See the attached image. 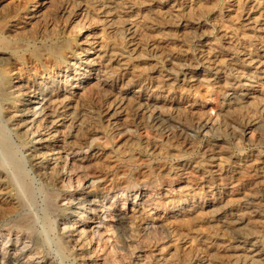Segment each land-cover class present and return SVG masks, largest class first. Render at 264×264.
I'll return each mask as SVG.
<instances>
[{
    "label": "bare ground",
    "instance_id": "6f19581e",
    "mask_svg": "<svg viewBox=\"0 0 264 264\" xmlns=\"http://www.w3.org/2000/svg\"><path fill=\"white\" fill-rule=\"evenodd\" d=\"M3 1H0V26L4 22L8 25H4L7 26L4 29L0 27V117L5 126L12 127L11 132L22 143V148L30 152L26 160L39 187L30 180V172L25 171L23 159H18L12 138L5 135L0 125V226L6 222L9 224L0 231V234L8 233L2 253L0 251V264H52L44 245L49 241L48 236H44L46 241L43 243L33 223L36 216L34 218L29 211L37 199L41 212L44 211L43 219L58 231L56 250L76 264L78 260L84 264H136L134 260L138 261L137 264H178L176 257L178 263L173 258H161V254L154 255L144 250L155 239L161 247L159 251L164 253V243L169 245L167 239H171L173 228L169 232L165 221L146 218L138 221L140 206L149 205L152 201L150 195H144L154 183L149 173L143 170L134 187L131 183L126 185L127 182L125 185L114 182L109 174L114 168H124L131 160L127 154L138 142L132 134H139L137 131L141 129L167 134L172 147L177 141L190 148L193 135L189 131L192 129L182 119V102L171 92L168 95L160 92L164 87L169 90L181 87L179 76H184L182 82H203L210 88L221 84L225 88L219 121L207 117L199 122L203 133L229 135L236 143L250 142L252 135L257 134V143L264 144V0H246L249 1L248 10L239 26L249 33L242 34L244 42L241 43L242 38H237L236 30L230 27L219 35L233 56L230 55L232 58L229 57L226 65L220 66L217 65L221 56L218 38L209 39L207 32L218 31L220 25L215 20H221L222 11L208 22L205 19L209 11L205 6L206 0H74L71 5L79 6L80 12L75 14L70 10L67 15L70 20L75 15L85 20L95 15L102 23L100 32H93L85 24H79L82 19L71 21L80 38L75 42L83 45L77 53L70 43L73 40L62 39L63 36L53 30L54 26L50 27L51 32L43 29L50 20L47 9L53 2L37 0L15 23L10 24L8 20L12 16L5 14L8 8ZM226 1L228 8L238 2ZM228 8L226 12L230 11ZM150 33L155 34H152L156 39L155 42L151 40L153 43H148ZM197 42L195 56L191 54L188 57L182 50L185 55L172 57L170 65L178 66V70L172 69L173 66L164 69L160 65L158 59L166 55L161 49L166 48L167 43L174 46L176 43ZM31 46L42 48L39 51L34 49L37 52L33 53V58H26L25 53ZM241 58L249 64L242 65ZM252 63L257 67L250 68ZM17 65L22 68L18 72L13 71ZM33 69L38 71L34 73ZM117 138L124 141L119 139L121 145H113L115 148L107 152L103 141L108 143ZM150 141L141 145L151 151L160 150L162 145L159 142ZM139 151L136 152L139 154ZM176 151L179 153L172 148L169 154H176ZM234 153L229 151L226 143H214L203 160L186 158L173 168L165 165L156 174L163 179L199 174L209 183L218 179L253 181L245 187L248 194L241 197H238L241 192L233 186L224 191L223 200L217 196L204 206L195 204L198 212L204 207L209 209L211 221L208 220L207 224L220 231L219 237L224 243L218 245L220 248L215 249V253L207 252L210 253L208 256H197L194 262L192 259L186 264H264V158L256 154L236 157ZM254 186L261 188L255 192ZM130 187L133 189L128 190ZM75 202L77 206L72 207ZM15 229L25 231L28 241L25 245L21 239L13 238L14 244L7 248ZM164 240L166 242H162ZM20 244L24 246L20 248Z\"/></svg>",
    "mask_w": 264,
    "mask_h": 264
},
{
    "label": "rangeland",
    "instance_id": "374dc122",
    "mask_svg": "<svg viewBox=\"0 0 264 264\" xmlns=\"http://www.w3.org/2000/svg\"><path fill=\"white\" fill-rule=\"evenodd\" d=\"M2 1V0H0ZM6 1V2H5ZM37 0H4V6L5 8H8L6 9L5 11L9 12V13H5L7 16H12V19L8 20V22L10 24H13L15 23V21L19 18V16H21L24 12H25V9L28 8V7H31L33 6L34 4H36ZM45 0H40L39 2H44ZM50 2H53L51 3V7L47 10L48 13H49V19L48 22L46 23V26L43 27V29H45L46 31H50L52 30L53 26V30L59 34H61L62 39H64L65 41H71L70 43L72 44V48H73V51L77 53L78 50H81L83 48V45L79 46L76 42L77 39H80L76 33V29L73 28V24L71 23V21L73 22L75 19L76 20H79V19H82L81 18H76V15L74 17H71V20L70 18L68 17L69 16V11L70 13H72L74 11L75 14H78V12H80L79 10V6H74V5H71V3L74 1V0H49ZM70 1V3H69ZM141 1H145V0H141ZM238 2H235V5L234 6H231L230 8H228V4H227V1L225 0L224 3L223 0H206V5L207 6V11L206 12V15L205 16L207 19L208 22H210L211 20H213V18L218 15L220 12L219 11H222L220 15L222 16H219V18H221V20H215L216 22H218V31H210V34L209 32H207L208 36H209V39H217L218 38V46H219V49L218 51L221 52V56H219V61H217V65H226L227 63V60H229V57L232 58L233 56L231 54H229V51L226 50L227 48L224 46L223 44V40L220 39V36L219 35H222L223 33L227 32V28L230 27L232 28L231 30L235 31L237 33V38H242L240 39L241 43L244 42V38L242 37V34H245V33H248L247 31H244V29H242L241 27H239L242 22H243V19L245 18L244 17V14L246 13V11L248 10V7L249 6V1L246 2V0H237ZM63 2V3H62ZM67 2V3H66ZM246 2V3H245ZM7 4V5H6ZM23 4V5H22ZM63 4V5H62ZM11 5V6H10ZM26 5V6H25ZM58 5V6H56ZM68 5V7L66 6ZM70 5V6H69ZM246 5V6H245ZM18 6V7H17ZM74 6V7H73ZM62 7V8H61ZM66 8L64 10V8ZM243 10L244 8V11H242L241 9ZM12 8V9H11ZM57 8V9H56ZM60 8V9H59ZM69 8V10H68ZM210 8V9H208ZM227 8L230 10L229 12H226ZM11 9V10H10ZM59 9V10H58ZM73 9V10H72ZM16 10V12L14 11ZM52 10V11H51ZM54 10V11H53ZM60 11L58 13V11ZM64 10V11H63ZM213 11V12H212ZM235 11H237L238 13H236ZM14 12V13H13ZM77 12V13H76ZM210 12V13H209ZM216 12V13H214ZM230 12H233V13H230ZM68 13V14H67ZM208 13V14H207ZM58 14V15H57ZM68 15V16H67ZM226 15H231L229 17H224ZM57 16V17H56ZM73 16V15H72ZM247 17V15H245ZM66 18V20H65ZM14 19V20H13ZM69 19V20H68ZM56 20V21H55ZM51 21V22H49ZM54 21V22H53ZM65 21V22H64ZM68 22V23H67ZM76 22V21H75ZM78 22V21H77ZM48 24V25H47ZM79 24H85L89 30H93V32H100V30L102 29V23L100 21V19L95 16V15H92L90 18L88 19H82V20H79ZM4 25H8L6 22H4V24H2L0 27L1 29H4V27H7V26H4ZM56 25V26H55ZM72 27H71V26ZM49 27V28H48ZM52 27V28H50ZM237 27H239L237 29ZM48 28V29H47ZM52 30V31H53ZM64 30V31H63ZM230 30V29H229ZM62 31V32H61ZM51 32V31H50ZM78 32V31H77ZM154 33V32H153ZM153 33H150L148 35L151 39L149 40L148 43H153L156 41L155 37H153ZM153 34V35H152ZM249 34V33H248ZM66 37V38H65ZM153 37V39H152ZM71 39V40H69ZM155 39V40H154ZM153 42H152V41ZM159 40V39H158ZM221 40V42H220ZM76 41V42H75ZM160 42V41H159ZM75 44V45H74ZM77 45V46H76ZM198 42L195 44H190V43H176V45H168L167 43V46L166 48H162L161 50L164 51V54L168 55V56H162L161 58L158 59V61L160 62V65H162L164 67V69H168V68H171L172 66L170 65V62L172 61V57H180V55H185L184 53H182V50H184L183 52L186 53V55L189 57L191 56V54H193V56L196 55L197 51H198ZM39 46H41L39 44ZM34 47V48H33ZM197 47V48H196ZM32 48V49H30ZM40 48L42 47H35V46H31L29 47V50H27V52L25 53V57L27 58L28 57H32L33 58V55L40 50ZM223 51H221L220 50ZM223 48V49H222ZM36 49V50H34ZM253 50V49H252ZM36 51V52H35ZM79 52V51H78ZM29 53H31L29 55ZM34 53V54H33ZM227 53V54H226ZM232 57H231V56ZM170 56V57H169ZM167 57V58H166ZM166 58V59H165ZM170 58V60H169ZM242 59V58H241ZM166 61V62H165ZM163 62V63H162ZM165 63V64H164ZM176 63V61L174 62ZM221 63V64H220ZM242 65H247L249 64V61L248 63L246 61H244V59H242ZM140 65V63H139ZM144 66L145 64H141L140 66ZM19 65L15 66V68L17 69H14L13 71H16L18 72L19 69H21L22 67H18ZM142 66V67H143ZM146 66V65H145ZM249 66V65H248ZM257 67V65L253 64L250 65V68L252 67ZM167 67V68H166ZM148 69V68H147ZM172 69H176L178 70V66H173ZM204 69V68H202ZM37 69H33V72L35 73ZM38 71V70H37ZM147 73H149V70H146ZM184 76H179V86L181 85V87H178L176 89H172V90H169L167 87H164L162 88V90L160 91L162 95H168L169 92H171L170 94H173L176 98H178V100H180L182 103V112L184 111V113H182V119L184 120V124L186 126H191L190 128L192 129V131H189L192 136V145L189 147H187L185 144H180L178 143L177 141L175 142L174 146H170V143H168V136L167 134L165 133H155V132H152L151 130H148V129H141V130H138L137 132L140 134H137L136 132L134 134H132V136L134 137V139H136V141L138 140V142L134 145V147L131 149L132 151H130L127 156L128 157H131V160H129V162L124 166V168H121V169H112L110 174H109V178L114 180V182L116 183H120V184H123L125 185L126 182L127 184L126 185H131V187H134L138 181L140 180L139 178H141V174L140 173H143L144 171L147 172V174L149 175V177L151 179L154 180V183L152 184L153 186H151V188H148V190L144 193V195H150V199L152 200L151 203L149 205H146V206H143L142 205L140 206H136L135 207H138L140 209V213L138 214V221H144L142 219H150V220H154V221H162L166 223V225H168V231L171 229V239H167L168 240V244L167 245L166 243L165 244V251L164 253L163 252H160V245H158V243H156L157 241L155 239H151L152 242L150 241L147 245V247L145 246L144 247V250H147V251H150L152 252L154 255H160L161 254V258L163 257H166V258H173L178 260V262L181 264H186L188 262H190L192 259L193 261L191 262H194L196 259H197V256H208L209 254H207V252H210L211 253H215V249H219L220 246L222 245V242L224 243V240L221 241L220 237V231L217 230V229H213L211 228L207 223V221H211V219H209L211 217L210 213H209V209L204 207L203 208V211L199 210V212L196 210L197 207H194L196 205H199V206H204L206 204V202H209L211 201L212 199H215V198H218L217 196H219V198L221 197L222 200L225 198L223 193L224 191H226L227 189H231L230 187H237V189L241 192L239 193L238 197H241L240 195H243V194H248V190H246V188L253 183V181L251 179H239L238 180H230L229 182L227 181H222L221 179H218V180H213L212 183H209L207 181L209 180H206L205 178H203L202 176H199L196 174V176H193L195 179H197V182L196 180L192 177V175L189 174L186 175L184 174L182 177L180 175V177H176V178H158L159 176L156 175L158 174L159 170L164 168L165 167H175V166H178L181 161H183L184 159H193V160H203L207 154V150L208 148L213 145L214 143H226V145L228 146L229 148V151L233 154L234 152V156H248V155H251V154H256L258 156H260L261 158H264V144L262 145L261 143H257V137L258 135L257 134H253L252 135V140L250 142H241V141H235V139L233 138H230L231 136L229 135H225V134H216L215 133L213 134V132L211 133H203L204 131H202L201 127H200V124L199 122L203 121L204 119H209L211 118L212 120L214 121H219V117H218V114L221 112V109H222V105L221 103L223 102V95H224V92H225V88L223 85H214L210 88V85H206V83H203V82H200L199 83H196V82H188L187 80L183 81L181 79H183ZM186 82V83H185ZM202 83V84H201ZM198 84V85H196ZM190 85V87H189ZM209 86V87H208ZM213 88V89H212ZM168 90V92H167ZM163 91V92H162ZM166 91V92H165ZM179 93V94H178ZM182 94V95H181ZM184 109V110H183ZM194 109V111H193ZM191 110V111H190ZM192 112L193 115H192ZM197 112V114H196ZM191 113V114H190ZM190 114V115H189ZM185 116H187L185 118ZM192 116V118H190ZM203 117V119L201 118ZM200 118V119H199ZM202 119V120H201ZM210 119V120H211ZM189 120V121H188ZM199 120V121H198ZM2 122V119L0 117V128L2 130H4V133L5 135L10 138H12V142L14 144V148L16 149V153H17V157L20 161H22L23 163V167L25 169V171H29L30 173V180L33 182L34 186L35 187H39V182L37 181V179L35 177H32L34 176L33 175V172L31 170V167L28 163V161L26 160V157L28 156V154L30 153L28 151V149H26L25 147L22 148V143L19 141V140H16V138L14 137L13 133L11 132V128L10 126H5ZM190 122V123H189ZM199 127V128H198ZM7 128V129H5ZM197 129L195 131V129ZM144 131V132H143ZM149 131V132H148ZM195 131V132H194ZM12 133V134H11ZM144 133V135H142ZM150 133V134H149ZM199 133V134H198ZM165 134V135H164ZM11 135V136H10ZM138 135V136H137ZM155 135V136H154ZM160 135V136H159ZM209 135V136H208ZM215 135V136H214ZM146 136V137H144ZM154 136V137H153ZM162 136V137H161ZM166 136V137H165ZM8 137V138H9ZM156 137V139H155ZM194 137V138H193ZM204 137V138H203ZM256 137V138H254ZM14 138V139H13ZM152 138V139H151ZM226 138V139H224ZM229 138V139H228ZM122 140L121 138H117L115 140H111V141H108V143H106L105 141H103V146L105 147L106 151L109 152V151H112V149L115 148V146H119L121 145V142L124 141H120ZM146 139V141H144ZM160 139V140H159ZM167 139V140H165ZM140 140V141H139ZM151 140V141H150ZM162 140V141H161ZM165 140V141H164ZM196 140V141H195ZM202 140V141H201ZM218 140V141H217ZM223 140V141H222ZM227 140V141H226ZM233 140V141H231ZM144 141V142H143ZM152 142V141H157L159 142V144L162 145V147L160 146V150H157V151H151L149 149H145V147L141 144L147 142L149 143ZM164 141V142H163ZM195 141V142H194ZM200 141V142H199ZM231 141V142H230ZM110 142V144H109ZM143 142V143H142ZM163 142V143H162ZM211 142V143H210ZM119 143V144H118ZM232 143V144H231ZM20 144V145H19ZM105 144V145H104ZM178 144V145H177ZM197 144V145H196ZM115 145V146H113ZM182 145V146H181ZM185 145V146H184ZM193 146V147H192ZM237 146V147H236ZM251 146V147H250ZM17 147V148H16ZM170 147V148H169ZM178 147V148H177ZM184 147V148H183ZM207 147V148H205ZM234 147V148H233ZM108 148V149H107ZM111 148V149H109ZM162 148V149H161ZM172 148H175L176 150L179 151V153L177 152L176 154H169L170 152V149ZM187 148V150H186ZM192 148V149H191ZM236 148V149H235ZM258 148V149H257ZM19 149V150H18ZM166 149V150H165ZM182 149V150H181ZM192 150V152L190 150ZM140 150V151H139ZM162 150V151H161ZM190 152H189V151ZM205 150V151H204ZM252 152H251V151ZM136 151H139V154L138 152ZM147 151H151V152H147ZM181 151V153H180ZM257 151V153H256ZM255 152V153H254ZM24 153V154H23ZM152 153V154H151ZM185 153V154H183ZM189 153V154H188ZM244 153V154H243ZM131 154V155H130ZM145 154V155H144ZM192 154V155H191ZM196 154V155H195ZM243 154V155H242ZM150 155V156H149ZM152 156V158H151ZM189 156V157H188ZM24 157V158H22ZM136 157V158H135ZM158 157V158H157ZM174 157V158H173ZM141 158V159H140ZM157 158V159H156ZM162 158V159H161ZM165 158V159H163ZM176 158V159H175ZM26 161H25V160ZM136 159V160H134ZM148 161H147V160ZM142 160V161H140ZM136 161V162H135ZM27 162V163H26ZM138 162H140V164L138 165ZM145 162V163H144ZM156 162V163H155ZM25 163V164H24ZM137 163V164H136ZM142 163V164H141ZM154 164V165H151V164ZM165 163V164H164ZM156 164V165H155ZM173 164V165H172ZM135 165V166H134ZM171 165V166H170ZM29 166V167H28ZM144 166V167H143ZM127 167V168H126ZM131 168V169H130ZM142 168V169H141ZM146 168V169H145ZM151 168V169H150ZM155 168V170H154ZM30 169V170H29ZM139 169V170H138ZM149 169V170H148ZM141 170V171H140ZM144 170V171H143ZM131 171V172H130ZM149 171V172H148ZM152 173H151V172ZM117 172V173H116ZM133 172L137 175V173H139L138 175L140 176H136L135 174H133ZM157 172V173H156ZM123 175H122V174ZM155 175H154V174ZM120 174V175H119ZM128 174V175H127ZM134 175V176H133ZM115 176V177H114ZM127 177V178H126ZM137 177V178H136ZM200 177V178H199ZM34 178V179H33ZM116 178V179H115ZM121 178V179H120ZM131 178V179H130ZM186 178V179H185ZM191 178V179H190ZM200 180H199V179ZM128 180V181H125V180ZM138 181H137V180ZM158 179V180H157ZM163 179V180H162ZM181 179V180H180ZM205 181H204V180ZM36 180V181H35ZM119 180V181H118ZM170 180V181H169ZM195 180V181H194ZM243 180V182H242ZM35 181V182H34ZM133 181V182H132ZM190 181V182H188ZM193 181V182H192ZM237 181V182H236ZM185 182V183H184ZM196 182V183H195ZM203 182V183H202ZM205 182V183H204ZM216 182V183H215ZM219 182V183H218ZM220 182H223V183H220ZM226 182V183H225ZM235 182V183H234ZM239 182V183H238ZM245 182V183H244ZM38 183V184H37ZM172 183V184H171ZM188 183H189V187H188ZM191 183V184H190ZM206 183L208 185H206ZM238 183V184H237ZM156 184V185H155ZM158 184V185H157ZM181 184V185H180ZM193 184V186H192ZM202 184V185H200ZM205 184V185H204ZM229 184V185H228ZM235 184V185H234ZM242 184V185H241ZM185 185V186H184ZM195 185V186H194ZM202 187V190L199 188V186ZM181 186V187H180ZM206 186V187H205ZM229 186V187H228ZM129 188L128 190L130 189H133V188ZM185 187V189H184ZM192 187V188H191ZM204 187V188H203ZM246 187V188H245ZM259 187V186H258ZM258 187L254 186L255 188V192L258 191ZM209 188H211L209 190ZM261 188V187H259ZM157 191H156V190ZM187 189V190H186ZM198 189V190H197ZM221 189V190H220ZM159 190V191H158ZM171 190V191H169ZM194 190V191H192ZM197 190V191H196ZM260 190V189H259ZM181 191V192H180ZM207 191L209 193H207ZM151 192V193H150ZM154 192V193H153ZM160 194H159V193ZM213 192V193H212ZM215 192V193H214ZM149 193V194H148ZM164 193H166L164 195ZM217 193V194H216ZM159 194V195H157ZM215 194V195H214ZM155 195V196H154ZM196 195V196H195ZM214 195V196H213ZM186 196V197H185ZM211 196V197H210ZM216 196V197H215ZM155 197V198H154ZM162 197V198H161ZM164 197V198H163ZM182 197V198H181ZM190 197V198H189ZM197 197V199H196ZM204 197V199H203ZM157 198V199H156ZM161 198V200H160ZM168 198V199H167ZM133 200L134 198L132 199V203H133ZM157 202H155V201ZM160 200V201H159ZM39 199L36 200V206L33 205L30 207L29 211L30 213L34 216H36V219H34L35 221H33L34 225H35V228L37 229V231L39 232V236L41 238V241L44 243L46 240H45V235L48 236L47 239H49V241L51 243L48 242H45L44 245L46 248V250L48 251L49 253V256H50V260H51V263L52 264H76L75 262H73L71 259H69L68 257L64 256L63 253H61L59 250H56L58 249L57 248V242H58V231H56L53 227H52V223L50 222H45V219H43V216H44V211H42V207L40 206V202H38ZM191 201V202H190ZM204 201V203H203ZM163 202V203H162ZM167 202V203H166ZM169 202V203H168ZM141 203V202H139ZM138 203V204H139ZM161 205H160V204ZM182 203V205L179 207V204ZM225 203V202H224ZM40 204V205H39ZM163 204V205H162ZM193 207H192V205ZM196 204V205H195ZM203 204V205H202ZM120 205H122V203L120 202ZM129 205V204H128ZM131 205V204H130ZM190 205V206H189ZM238 205V201L235 203V206ZM40 206V207H39ZM77 206V202L73 203V206L72 207H76ZM149 207V210H151V212L147 209ZM153 206V207H152ZM131 207V206H130ZM145 207V209H144ZM151 207V208H150ZM164 207V208H163ZM187 208V209H186ZM190 208V209H189ZM40 209V210H39ZM164 209V210H163ZM192 209V210H191ZM195 209V210H194ZM145 210V211H144ZM173 210H178V211H173ZM187 210V211H186ZM189 210V211H188ZM208 210V211H206ZM40 211V212H39ZM205 211V213H204ZM150 215H147V213ZM190 212V213H189ZM196 212V213H195ZM193 213V214H192ZM186 214V215H185ZM204 214V215H203ZM142 215V216H141ZM183 215V216H182ZM192 215V216H191ZM34 216V218H35ZM206 216V217H205ZM209 216V217H208ZM42 217V218H41ZM45 217V216H44ZM184 218H187V219H183ZM178 218V220H177ZM40 219V221H39ZM140 219V220H139ZM156 219V220H155ZM181 219V220H180ZM192 221H191V220ZM203 219H205L203 221ZM75 220V216L74 218H72V222H74ZM175 220V221H174ZM185 223L183 226L181 223L182 222ZM190 220V223L186 224L188 221ZM194 220H196V222H194ZM200 220V221H199ZM137 221V220H136ZM172 223H171V222ZM36 222V223H35ZM206 222V223H205ZM49 223V224H48ZM176 223V224H175ZM196 223V224H195ZM198 223V224H197ZM39 224V225H38ZM41 224V225H40ZM137 224H139V222H137ZM202 224V225H200ZM7 225H9L7 222L2 224L0 226V231H4L5 230V227L7 228ZM175 225V226H173ZM181 225V226H180ZM187 225V226H186ZM191 225H192V228H191ZM4 226V227H3ZM41 227V229H44V230H41L39 229V227ZM44 226V228H43ZM171 226V227H170ZM177 227L176 229V232H175V228ZM186 226V227H185ZM197 226H201V227H198ZM206 226V227H205ZM181 227V228H180ZM185 227V228H184ZM188 227V228H187ZM196 228V229H195ZM48 229V230H47ZM50 229V230H49ZM53 229V230H52ZM174 229V230H173ZM181 229V230H180ZM200 231H199V230ZM206 229V230H205ZM198 230V231H196ZM204 230V231H203ZM208 230V231H207ZM46 231V232H45ZM56 231V232H55ZM204 233H203V232ZM212 234H214L213 236H211V232ZM214 231V232H213ZM17 232L18 235L16 234ZM50 232V233H49ZM55 232V233H54ZM202 232V233H201ZM207 232V233H205ZM15 233V234H14ZM177 233V234H176ZM180 233V234H179ZM198 233V234H197ZM181 234H183L182 237ZM195 234V235H194ZM202 234V235H201ZM206 234V236H205ZM208 234V236H207ZM217 234H218V237H217ZM56 235V236H55ZM5 236H8V233H2L0 234V251L2 253V247L4 242L7 241L6 237ZM18 236V237H17ZM21 236V237H20ZM177 236V237H176ZM181 236V237H180ZM195 236V237H194ZM199 236V237H198ZM220 236V237H219ZM3 237V238H2ZM27 237V233L25 231H20V230H13L12 233H11V238L10 240L7 242L6 246L7 248H11V246L14 244V241L12 240L13 238L16 239V238H19L22 240V242L26 245V242L28 241V239L26 238ZM198 237V238H196ZM208 237V238H207ZM209 237L212 239H209ZM44 238V239H43ZM184 238V239H183ZM201 238V239H200ZM208 239V240H205V239ZM5 239V241H4ZM218 239V240H217ZM25 240V241H24ZM172 240V241H171ZM210 240V241H209ZM206 241V242H205ZM208 241V242H207ZM220 241V242H219ZM56 242V243H55ZM162 242H166L165 240L162 241ZM199 242V243H197ZM202 242V243H200ZM205 242V243H204ZM216 242V244H215ZM218 242V243H217ZM172 245H171V244ZM207 243H212V244H208ZM225 243H228V242H225ZM151 244V245H150ZM154 244V245H152ZM49 245V246H48ZM56 245V246H55ZM156 245V246H155ZM199 245V246H198ZM214 245V246H212ZM216 245V246H215ZM220 245V246H218ZM20 246V248H22L24 245L20 244L18 245ZM206 246V247H205ZM26 247V246H25ZM153 247H155L153 249ZM216 247V248H215ZM49 248V249H48ZM203 248V249H202ZM209 248V249H208ZM51 249V250H50ZM53 249V250H52ZM156 249V250H155ZM169 249V250H168ZM177 249V250H176ZM55 250V251H54ZM191 250V251H190ZM195 250V251H194ZM198 250V251H197ZM209 250V251H208ZM54 251V252H53ZM60 253H59V252ZM156 251V252H155ZM158 251V252H157ZM167 251V252H166ZM170 251V252H169ZM180 251V252H179ZM185 251V252H184ZM198 253H197V252ZM203 251V252H201ZM172 254V255H170ZM183 254H182V253ZM194 252V253H192ZM0 253V254H1ZM80 253H83V251H81ZM175 253V254H174ZM181 253V254H180ZM197 253V254H196ZM204 253V254H203ZM55 254V255H54ZM60 254V255H59ZM86 253H84L85 255ZM141 254V253H140ZM179 254V255H178ZM185 254H188L185 255ZM195 254V255H194ZM201 254V255H199ZM58 255V256H57ZM137 254L135 253V256ZM143 255V254H142ZM185 255V257H184ZM192 255V256H191ZM60 256V258H59ZM163 256V257H162ZM169 256V257H168ZM173 256V257H172ZM180 256H181V259H180ZM183 256V257H182ZM195 256V257H194ZM188 257V258H187ZM66 258V259H64ZM133 260L135 259L132 258ZM175 259V261L177 262V260ZM64 260V261H63ZM183 260V261H182ZM185 260V262H184ZM72 261V262H71ZM136 261L135 263L137 264L138 261L137 260H134ZM71 262V263H70ZM77 262V261H76ZM177 262V263H178ZM190 262V263H191ZM84 264L82 263V261L78 260L77 264ZM178 263V264H179ZM87 264V262L85 263Z\"/></svg>",
    "mask_w": 264,
    "mask_h": 264
}]
</instances>
